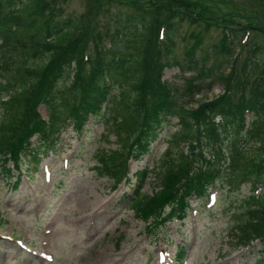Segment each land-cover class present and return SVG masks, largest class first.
<instances>
[{
  "label": "trees",
  "instance_id": "1",
  "mask_svg": "<svg viewBox=\"0 0 264 264\" xmlns=\"http://www.w3.org/2000/svg\"><path fill=\"white\" fill-rule=\"evenodd\" d=\"M255 1L264 7V0ZM206 2L162 0L152 10L133 6L142 10L141 13L127 15L118 8L127 4L124 0H93V4L113 18L116 31H123L117 49L107 53L98 45L90 51L88 38L82 36L75 18L42 20L50 7L45 2L0 0V54L6 51L0 60V172L3 176L12 180L14 171H21L25 155L29 154L36 162L45 148L58 145L57 140L68 128L73 127L81 134L90 118L105 114L112 101V115L107 118L108 134L116 135L118 148L99 151L95 170L100 177L113 182L114 190L128 182L130 160H140L148 154L162 128L173 118L178 119V130L173 133L167 152L170 160L162 163V167L166 164V170L163 174L153 171L159 189L140 195L151 174L144 170L138 174L140 185L134 195H124L125 203L138 197L132 203L133 210L150 231L162 226L167 216L183 220L192 197L206 196L218 181L226 180L231 187L264 188V90L254 88L249 98L243 93L235 101L233 93L242 92L243 81H234L232 87L227 84V92L219 98L191 109L190 102L179 104L171 84L162 79L161 73L171 65L169 56L173 54V45H163L161 31L167 27L171 33L178 31L179 27L171 22L175 19L193 24L207 21L211 27L219 19ZM247 20L249 25H239L229 19L221 21L231 27L213 45L212 52L214 56H233V42L247 46L252 36L249 40L253 41L254 52L246 58L242 70L246 71L250 64L251 68L246 71L248 79H256L264 67V19L251 14ZM24 38L30 41L31 50L18 55L14 44ZM141 39L143 47H136ZM198 42L187 51L191 58L196 54ZM44 56L47 62L29 68L30 59ZM25 67L29 69L20 73ZM72 67L71 85L59 86ZM14 71L20 74L12 77ZM203 74L200 70L197 77ZM195 79L188 80L190 95L202 93L201 87L194 84ZM41 106L49 110L47 120L40 112ZM248 113L257 116L251 129H246ZM230 124L235 127L234 133L229 132ZM245 131L247 137L243 135ZM247 138L260 142L257 159L245 155L240 142L247 144ZM34 139L39 142L38 147ZM225 140L229 141L227 149ZM182 147L187 150L182 151ZM175 148L176 159L171 154ZM203 148L214 151L213 160L205 161L204 167L197 164L198 156L205 157ZM224 152L229 155L227 163ZM12 187L18 189L19 184ZM257 207L249 211V219L239 227L237 239L245 246L259 241L264 260V198L257 200ZM167 209H170L169 215L165 213ZM179 254L184 256L182 251Z\"/></svg>",
  "mask_w": 264,
  "mask_h": 264
},
{
  "label": "rangeland",
  "instance_id": "2",
  "mask_svg": "<svg viewBox=\"0 0 264 264\" xmlns=\"http://www.w3.org/2000/svg\"><path fill=\"white\" fill-rule=\"evenodd\" d=\"M124 1L127 4L119 5V10L123 14L138 15L142 11L138 6L152 10L162 0ZM206 1L219 19L213 22L214 25L208 26L207 21L181 23L175 19L171 22L179 27L178 31L171 33L167 27L160 33L164 46L173 45V54L169 56L171 65L161 73L162 79L171 84L179 104L190 102L191 109L219 98L227 92V84L232 87L234 81H243L242 92L233 93L235 101L243 93L249 98L254 88L264 90V67H261L256 79H248L250 64L247 72L242 70L244 61L254 52L253 41L249 40L252 36L247 46L239 41L233 42V56H214L212 52L213 45L219 43L227 34L226 28L231 27L221 21L229 19L239 25H249L247 17L251 14L264 19V7L255 0ZM40 2L50 6L42 20L50 17H73L78 20L79 31L88 38L91 52L98 45L110 53L121 43L123 31H116L113 18L93 4V0ZM196 40L199 41L196 54L191 58L187 51ZM143 44L141 39L135 46L141 48ZM14 45L18 55L31 50V43L25 38ZM5 53L1 52L0 60ZM44 62H47V56L32 58L29 68ZM73 67L59 86L71 85ZM29 68H23L20 73ZM200 70L204 74L197 77ZM20 73L14 71L12 77ZM193 78H196L194 84L201 87L202 96L197 95L195 89L193 94L196 95L188 93V80ZM111 102L100 118H90L81 134L73 127L64 131L57 140L58 145L40 152L36 163L32 162L29 154L25 155L21 171H14L12 180L9 181L11 178H5L0 172V264H264L259 241L245 246L237 239L239 227L249 219V211L257 209V200L264 198V188L254 192L250 185L231 187L226 180L220 181L208 198L192 200V209L180 220L183 222L174 215L167 216L164 224L153 231L135 214L133 202L122 204L123 196H131L140 185L137 183L140 171H152L143 186V194H152L159 189L158 178L153 171L163 174L166 170V164L162 167V163L170 160L167 152L171 137L178 130V119L173 118L162 128L149 154L138 161L130 160L128 182L114 190L113 182L100 177L95 170L99 151L118 148L116 135L108 134L107 118L112 115ZM40 112L47 119L48 108L42 106ZM256 121V115L248 114L247 128L251 129ZM228 129L231 133L235 131L232 124ZM243 135L247 137L248 133L245 131ZM247 139V144L240 142L245 155L257 159L260 142L258 139ZM228 142L225 140V149ZM33 143L39 146L36 139ZM181 150L187 148L182 147ZM203 153L205 157L198 156L197 164L204 167L205 161L213 160L214 151L203 148ZM171 154L176 159L177 149ZM224 157L227 163L229 155L225 153ZM13 184H19L18 189H14ZM82 201H87L88 206L81 204ZM165 213L169 215L170 209ZM182 248L185 249V256L180 263Z\"/></svg>",
  "mask_w": 264,
  "mask_h": 264
},
{
  "label": "bare ground",
  "instance_id": "3",
  "mask_svg": "<svg viewBox=\"0 0 264 264\" xmlns=\"http://www.w3.org/2000/svg\"><path fill=\"white\" fill-rule=\"evenodd\" d=\"M81 204H83L84 206H88V204H87V201H82V203Z\"/></svg>",
  "mask_w": 264,
  "mask_h": 264
}]
</instances>
